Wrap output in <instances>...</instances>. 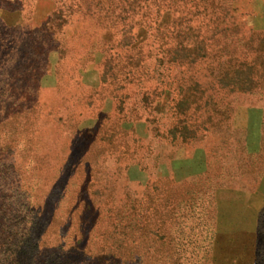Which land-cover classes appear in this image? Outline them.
Returning a JSON list of instances; mask_svg holds the SVG:
<instances>
[{
  "label": "rangeland",
  "instance_id": "obj_1",
  "mask_svg": "<svg viewBox=\"0 0 264 264\" xmlns=\"http://www.w3.org/2000/svg\"><path fill=\"white\" fill-rule=\"evenodd\" d=\"M204 1L220 9L203 27L211 44L208 59L185 70V87L191 89L179 96L178 110L190 115L186 131L181 124L164 134L173 122L166 108L144 116L154 120L152 125L123 122L132 101L120 106L122 96L137 99L143 89L126 82L130 69L115 51L106 52L104 65L105 54L90 49L101 34L94 10L54 30L53 37L69 52L49 55L27 118L0 132L13 149L28 212L55 208L58 215L65 213L89 167L91 178L96 171L105 177L119 200L134 194L144 213L154 205V226L169 237L171 256L175 250L181 264L264 263V0ZM7 2L12 12L2 9ZM70 2L0 0V18L24 26L16 31L20 42L31 23L62 7L65 14ZM115 50L122 56L123 50ZM194 80L199 87L191 84ZM127 133L129 140H141L133 144L143 146L141 165L123 160ZM155 259L158 264L171 260L163 251Z\"/></svg>",
  "mask_w": 264,
  "mask_h": 264
},
{
  "label": "trees",
  "instance_id": "obj_2",
  "mask_svg": "<svg viewBox=\"0 0 264 264\" xmlns=\"http://www.w3.org/2000/svg\"><path fill=\"white\" fill-rule=\"evenodd\" d=\"M8 8L9 2L2 6L12 12ZM66 8L65 14L62 7L39 24L31 23L32 30L20 42L15 41L16 31L24 26L0 18V57H5L0 60V132L27 118L47 72L49 55L64 56L69 52L53 37L54 30L72 24V16H84L85 11L91 15L92 10L101 34L90 49L105 54L104 65L106 52L115 51L116 58L121 57L130 69L126 82H135L143 89H138L137 99L135 94L133 99L127 94L122 96L120 106L132 101L126 105L128 117L123 122L152 125L154 120L144 116L156 115L166 108L165 115L170 113L173 122L164 128V134L174 132L181 124L185 126L182 131L191 128L187 124L190 115L184 112L187 109L178 110V98L190 93L191 87H185V70L208 59L211 44L205 40L203 27L217 16V4L206 5L204 0H71ZM90 35L88 31L82 34L87 39ZM114 38L118 45L113 44ZM115 48L123 50L122 56ZM191 84L200 86L196 80ZM149 132L154 134L157 129L152 127ZM124 137L123 160L141 165L143 146L133 145L141 140L135 136L129 140L128 133ZM6 141L0 139V264H158L155 257L160 251L171 258L165 264H181L179 258L173 257L175 250L171 256L174 248L169 247V237L154 226V205L145 209L146 214L139 209L134 194L119 200L103 182L105 177L96 171L91 178L89 167L81 180L79 195L70 199L73 206L65 213L58 215L55 208L28 212L13 149ZM111 146L113 151L116 146ZM131 198L132 202L127 201ZM260 258L264 260V254Z\"/></svg>",
  "mask_w": 264,
  "mask_h": 264
}]
</instances>
